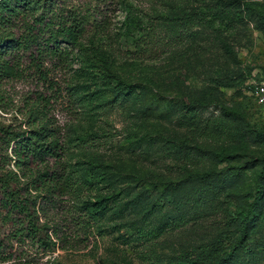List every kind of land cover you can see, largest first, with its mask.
I'll return each instance as SVG.
<instances>
[{
  "label": "rangeland",
  "instance_id": "obj_1",
  "mask_svg": "<svg viewBox=\"0 0 264 264\" xmlns=\"http://www.w3.org/2000/svg\"><path fill=\"white\" fill-rule=\"evenodd\" d=\"M217 2L229 12L213 16ZM96 8L106 30L63 45L70 54L66 68L50 74L59 90L49 115L64 133L74 178H87L93 159L106 173L81 199L107 198L96 213L100 231L78 248L42 251L30 239L9 240L11 223H0L6 255L12 256L0 264H264V105L253 95L264 76V0H108ZM129 11L144 25L155 15L206 12L212 25L189 29L187 40L181 34V44L171 50L154 42L158 57L142 58L134 53L137 32L127 30ZM165 33L162 29L160 36ZM105 72L135 91L122 99L125 111L105 106L117 84L104 83ZM223 78L234 83L222 88L217 81ZM46 87L28 76L1 83L0 123L25 129L28 108L36 109L27 103L38 92L48 97ZM213 95L216 103L209 101ZM221 105L240 113L226 129L231 136L222 143L199 138L214 129ZM221 150L226 158L214 155ZM3 153L11 157L10 149ZM200 153L206 154L202 162ZM7 160L5 168L15 170L13 159ZM210 170L216 173L206 179L191 176ZM256 184L261 190L256 224L245 246L225 257L241 237L235 214L252 201ZM67 207H60L61 218Z\"/></svg>",
  "mask_w": 264,
  "mask_h": 264
},
{
  "label": "trees",
  "instance_id": "obj_2",
  "mask_svg": "<svg viewBox=\"0 0 264 264\" xmlns=\"http://www.w3.org/2000/svg\"><path fill=\"white\" fill-rule=\"evenodd\" d=\"M62 1L0 0V84L10 80H25L28 76L33 77L37 84H47L46 88L51 92L48 97L38 92L34 98L29 99L30 102L26 101L27 105L35 104L36 109L28 108L25 129L16 130L0 123V159H3L0 166V223H11L13 229L8 233L9 240L23 243L25 238L30 239L42 251H52L57 245L64 249L78 248L87 242L100 231L97 228L96 213L107 201L104 197L81 201L85 193L94 191L96 183L106 173L98 169V162L93 159L90 161L93 170L88 177L74 178L75 172L69 170L65 160L64 133L51 119L49 106L50 100L56 98L59 90L56 83L51 81L50 74L65 69L70 54L63 45L75 44L89 31L106 30L102 19L98 20L95 16V10H98L97 2L105 3L108 0H86L79 3ZM93 1L96 2L95 5H92ZM218 2L219 11L214 12L213 16L229 12ZM244 5L252 6L247 2ZM233 18L237 20L241 15L236 11ZM153 20L144 25L142 19H137L130 11L127 13V30L137 32L134 53L142 58L158 57L159 52L151 49L154 42L161 40L171 50L181 44V34L185 36L183 42L187 40L189 29L212 25L209 15L199 11L155 15ZM162 29L166 32L165 38L160 36ZM114 80L117 81L114 98L105 106L125 111L121 105L122 99L132 98L136 93L130 84L112 77L110 73H103L104 83ZM233 80L234 78H223L217 84L227 88L232 86ZM63 90L72 108L75 103L72 92L67 86ZM209 101L216 103L217 97L213 95ZM238 117L240 113L236 108L221 105L219 115L214 119V129H205L199 138L224 142L231 136L226 131L231 126V120ZM104 134L102 132V137ZM105 136L108 139L112 137L110 134ZM95 138L97 137L91 136L89 140ZM8 149L11 152L10 158L7 153H3ZM214 155L220 159L228 156L223 150ZM199 157L202 162L206 154L200 153ZM12 159L15 170L5 168L6 160ZM261 161L264 162V159ZM19 171L21 174H18ZM214 173V170L193 172L191 176L202 180ZM256 188L252 201L235 214L234 219L242 228L241 237L225 257L231 256L238 246H245L248 234L256 224L261 199L260 185L256 184ZM63 204L68 207L61 218L59 209ZM3 238L0 233V262L12 258L11 253L6 255L8 248ZM203 252L208 253L206 259L210 257L209 249ZM29 262L23 260L18 264H30ZM186 263L193 264L191 261Z\"/></svg>",
  "mask_w": 264,
  "mask_h": 264
},
{
  "label": "built area",
  "instance_id": "obj_3",
  "mask_svg": "<svg viewBox=\"0 0 264 264\" xmlns=\"http://www.w3.org/2000/svg\"><path fill=\"white\" fill-rule=\"evenodd\" d=\"M254 99L260 105H264V76H261L254 87Z\"/></svg>",
  "mask_w": 264,
  "mask_h": 264
}]
</instances>
